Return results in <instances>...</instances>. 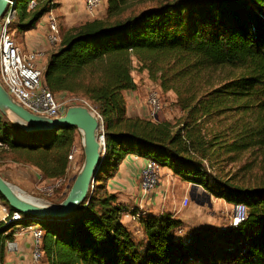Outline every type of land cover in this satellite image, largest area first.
Wrapping results in <instances>:
<instances>
[{
    "label": "trees",
    "instance_id": "trees-1",
    "mask_svg": "<svg viewBox=\"0 0 264 264\" xmlns=\"http://www.w3.org/2000/svg\"><path fill=\"white\" fill-rule=\"evenodd\" d=\"M15 28L27 32L59 6L35 0L18 10ZM135 0H108L103 18L61 29L47 54L43 83L53 94L85 99L102 116L105 154L88 199L69 217H46L43 264H264V183L213 175L207 163L264 148V0H165L132 8ZM135 63L161 92H173L176 123L127 115L126 91L138 88ZM77 128L28 132L0 111V141L16 160L47 179L67 175ZM128 155L152 159L181 181L202 186L229 204H245L237 226H209L179 235L171 213L141 216L144 237L122 222L125 208L107 188ZM7 206L10 219L16 210ZM0 221V264L17 224ZM31 225V224H28Z\"/></svg>",
    "mask_w": 264,
    "mask_h": 264
},
{
    "label": "rangeland",
    "instance_id": "rangeland-1",
    "mask_svg": "<svg viewBox=\"0 0 264 264\" xmlns=\"http://www.w3.org/2000/svg\"><path fill=\"white\" fill-rule=\"evenodd\" d=\"M57 1L59 2V6L57 8H59V11H60L61 10L60 7L64 4H63V2H60L59 0H57ZM163 1H165V0H135L133 2V3H135V5L132 8H136V9L140 10L143 8L155 6L159 2H163ZM28 2H29V0H21L19 2L18 10H21L22 8L26 7ZM105 4H107V6H108V0H103V2L94 9L93 14H91L86 10L85 0H84L85 10L88 14H90L92 16H95L97 11L100 8H102V6H105ZM51 12L53 13V11H51ZM60 13H61V11H60ZM54 16L56 17L57 23L59 25L58 27L60 29V35H61V28H62L61 16H62V14L59 16L54 14ZM14 25L11 26L9 33L13 37V39H15L17 41V43L19 45H21L20 44L21 41L17 40V38H18L17 36L23 34V31H19L18 29L15 28L16 26H14ZM47 30H48V25H47V22H45L44 24H42L40 31H42V32L45 31L46 40H47ZM47 42H48V40H47ZM21 46H23V48L25 50L29 51L28 50L29 47H27L26 44L21 45ZM49 46H51V45L49 44ZM54 49L55 48L50 47L49 52L44 51V50L37 48V47H36V49H30V50H39L40 52H45V56H47V54L50 53L51 50H54ZM45 63H46V61H45ZM45 63L43 62L42 65H44ZM136 66H137L136 69L133 71V76H134V79H136V81H137V86L139 88V91H137V93H138L137 97L139 99V103L142 106V108L144 107L145 113H143V114H144L145 118H150V119H153L155 121L165 119V120H168L172 123H176L179 120V118L182 116V112L180 111L179 106L177 104V96L173 92H167V93L163 94V100H164L165 106L162 109V111L159 113V118H151V116L149 114V109L147 106L148 94L150 93V91L153 88L160 89L161 87H159L158 82L152 81L149 78L148 72L146 70L142 71L139 69L138 65H136ZM55 96H56L55 98L57 99V101H59L61 104H63V106L65 107V110H67L71 106L79 104L77 98L72 96V95L59 93V94H55ZM125 98H126V101L128 103L130 101V97L125 95ZM128 106H129V109L131 110V104L130 103ZM4 116L8 120H10V122H12L14 124V120L12 117H8L6 115H4ZM130 117H139V116H130ZM76 134H77V141L74 145L78 148V152L76 154V156H77L76 160H77V164H78L79 168H77L78 170H75L73 172L71 171V173H69V177H68V175H66L64 177L65 181H62L59 183V180L45 178L42 175L41 171L37 167H35L34 165H32L30 163L16 160V156L13 155V153H11V152L6 151L5 149H0V176L2 178H4L6 181H8L9 183H11L14 187H16L19 190H22L23 192H25L26 194H28L29 196H31L33 198L43 200V201H47V202H51L54 204H59L62 200L65 199L68 191L70 190V188H71V186H72V184H73V182H74V180H75V178H76V176H77V174H78L79 170L81 169L82 164L84 162V148H83V144H82V137H81L78 130H77ZM72 148H73V146H72ZM232 156H234V155L225 153V154H222L220 157L215 158L212 162H208L207 165H208L210 172L213 175H218V176H221L223 178H227V177L229 178V177L235 176L237 181H239L243 184H246V185H258V184L264 183V148L261 151H259V150L248 151L245 154L239 155L238 159H233ZM164 168H166V167H161V169H160L159 183H160L161 179H163L166 176V178L168 179V182L166 184V190H167L166 193L168 195L167 205L168 204L171 205L173 203V201H175V200H178V201L180 200V203L184 207L180 211L179 215L182 212L186 213V212L190 211L189 209L191 208V205H193V203H197V202L193 201V203L191 204L192 199H191L190 195L185 194L186 191L185 192L181 191V184L183 183V181H181L173 173L162 174ZM174 177L177 179L175 180ZM132 184L133 185L137 184L140 188V174H139V180L137 179V176L133 177ZM186 198L188 199V203H187V205H184L183 202ZM1 203L4 204L0 200V205H1ZM203 209H204V213H205L206 218L209 220H213L211 222H215V220H216V222L218 221V224L228 226L229 221H230V217L233 214L234 207H232L226 213L222 210V208H219L217 205H214V206L209 205L208 207H203ZM135 211H138L137 207H133V209H126L124 214L130 213L133 217V213ZM176 211H174V212H176ZM189 216H191V215H189ZM217 218L222 219L223 221L221 222L220 220H217ZM6 219H7V217L5 218V220ZM2 221H4V220H2ZM205 223L206 222H202L200 224L203 225ZM28 224L34 225V227H40V225L37 223V221H34V222L32 221V223H27V224H25V223L24 224H17L16 227L21 228V227L30 226ZM186 224L184 223V226L181 228L182 232L178 231L177 234L185 235L191 230H198V229H191ZM209 224L210 223H208L207 227L212 226ZM216 227H218V226H216ZM201 228H204V227H201ZM24 233H29V232H24ZM134 236L137 240H141V237H139L138 234H135ZM31 241H32V239H31ZM30 247L32 249L31 243H30Z\"/></svg>",
    "mask_w": 264,
    "mask_h": 264
},
{
    "label": "built area",
    "instance_id": "built-area-1",
    "mask_svg": "<svg viewBox=\"0 0 264 264\" xmlns=\"http://www.w3.org/2000/svg\"><path fill=\"white\" fill-rule=\"evenodd\" d=\"M103 0H85L86 10L93 14L94 9L99 6ZM14 2H10L7 13L0 19V83L10 96L18 102L23 108L29 112L45 116L49 118H58L65 113V107L55 98L50 89L43 83V71L45 64V52L39 50H25L15 39L10 35L9 31L15 20L16 9L12 10ZM36 5L35 0H31L29 8ZM47 40L51 48H56L61 42L59 25L56 17L52 12L47 15ZM39 24V23H38ZM31 31V30H30ZM78 103L89 107L96 114L101 122L99 129V140L105 145L104 125L102 116L87 102L85 99L77 98ZM147 106L151 118H159V113L165 106L163 93L160 89L153 88L148 94ZM8 145L0 141V149L8 150ZM78 148L73 145L68 155L69 163L67 167V175L71 171L78 170L77 154ZM134 160L141 158L138 155H133ZM161 165L152 159H146L145 164L140 170V190L144 197L151 195L159 185ZM65 179H59V183ZM184 205H187L188 199L184 200ZM248 209L245 204H235L233 214L230 217L228 226H237L247 217ZM145 213L133 215V219L145 216ZM9 215H7L8 218ZM29 217L15 211L9 220H4L5 223L22 222ZM44 219V218H43ZM42 219V220H43ZM20 232H29L31 234V264H43L44 253L42 250L43 230L40 227L30 225L19 228ZM182 232L181 229L178 230ZM18 245L9 241L6 243V251H17Z\"/></svg>",
    "mask_w": 264,
    "mask_h": 264
},
{
    "label": "crops",
    "instance_id": "crops-1",
    "mask_svg": "<svg viewBox=\"0 0 264 264\" xmlns=\"http://www.w3.org/2000/svg\"><path fill=\"white\" fill-rule=\"evenodd\" d=\"M59 1L63 2L64 4L60 7L61 13L59 11V8L53 10V13L57 16L62 14L61 29L64 30L78 26L85 21H90L95 18H103L106 15V11L108 8L107 4H105V6H102V8L97 11L95 16H92L86 12L84 7V0ZM46 19L47 16H44L35 29L23 32V34L17 36V40L21 41L20 44H26L27 47H29L28 50L36 49L37 47L49 52L50 46L46 40L45 31H40L42 24L46 22ZM136 65L137 63H135L134 65L135 69L137 67ZM137 91H139V88L134 91L125 92V95L130 97L131 101L127 103V115L145 117L143 114L145 113V110L144 107L142 108L139 103ZM129 103L131 104V110L128 106ZM146 159L147 158L141 157L137 160H134L133 155H128L119 165L117 173L113 177L108 179L107 188L110 192L117 194L119 204H122L124 208L126 207L125 209H133V207H137L138 211H135L133 215L141 214L142 212L145 214L153 215H160L164 212L171 213L175 218L183 221L185 224L187 223L186 225L191 229H200L201 227H207L208 223H210L209 225L212 226H226L218 224V221L216 222V220L215 222H211L213 220L207 219L203 207H208L209 205H217L226 213L232 207H234L235 204H229L222 198H215L200 185L188 182H183L181 184V191H186L185 194L190 195L192 199L191 204L193 203V201L197 203H193V205H191V208L189 209L190 211L186 213L182 212L180 215L179 213L184 207L180 203V200H175L171 205H167L168 195L166 193V184L168 182V179L166 178V176L161 179L158 187L153 191L151 196L147 195L146 197H144L139 186L137 184L133 185L132 181L134 176H137V179L139 180L140 170L145 164ZM168 173H172V171L169 168H164L162 174ZM174 179L176 180L177 178L174 177ZM8 214L9 210L7 206L1 203L0 221L5 220ZM217 220H220L221 222L223 221L222 219L218 218ZM122 222L130 231H132L134 234H138L141 239L144 237L142 223L139 217L133 219L130 213H126L122 216ZM202 222L206 223L201 225L200 223ZM11 241L15 242L18 245V250L6 251V256L3 264H31V235L29 233L20 232L19 228L15 227L13 229Z\"/></svg>",
    "mask_w": 264,
    "mask_h": 264
},
{
    "label": "water",
    "instance_id": "water-1",
    "mask_svg": "<svg viewBox=\"0 0 264 264\" xmlns=\"http://www.w3.org/2000/svg\"><path fill=\"white\" fill-rule=\"evenodd\" d=\"M16 0H0V19L7 13L10 2ZM0 111L12 117L14 125L28 132L75 127L82 137L84 162L70 190L59 204L43 201L41 203L21 196L14 186L0 176V194L10 207L34 221L46 217H69L84 203L97 182V176L105 154V145L99 140L101 122L89 107L78 104L69 107L58 118H49L33 114L16 102L0 83Z\"/></svg>",
    "mask_w": 264,
    "mask_h": 264
},
{
    "label": "bare ground",
    "instance_id": "bare-ground-1",
    "mask_svg": "<svg viewBox=\"0 0 264 264\" xmlns=\"http://www.w3.org/2000/svg\"><path fill=\"white\" fill-rule=\"evenodd\" d=\"M13 188L21 196H24V197H26L28 199H32V200H34L36 202H39V203L43 202V200H39V199L33 198V197L29 196L28 194H26L25 192H23L22 190L17 189L16 187H13Z\"/></svg>",
    "mask_w": 264,
    "mask_h": 264
}]
</instances>
